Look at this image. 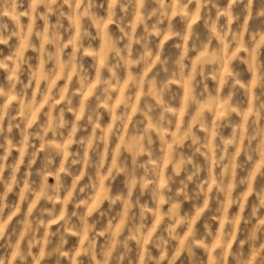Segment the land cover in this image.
I'll list each match as a JSON object with an SVG mask.
<instances>
[{
	"label": "clouds",
	"instance_id": "9594fccd",
	"mask_svg": "<svg viewBox=\"0 0 264 264\" xmlns=\"http://www.w3.org/2000/svg\"><path fill=\"white\" fill-rule=\"evenodd\" d=\"M0 264H264V0H0Z\"/></svg>",
	"mask_w": 264,
	"mask_h": 264
}]
</instances>
